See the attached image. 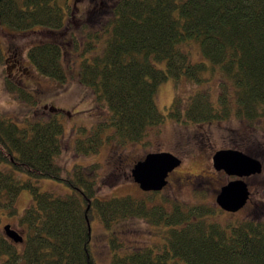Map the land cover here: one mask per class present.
<instances>
[{
	"label": "trees",
	"instance_id": "1",
	"mask_svg": "<svg viewBox=\"0 0 264 264\" xmlns=\"http://www.w3.org/2000/svg\"><path fill=\"white\" fill-rule=\"evenodd\" d=\"M111 13L99 29L107 33L103 48L95 53V45L85 43L83 52L91 54L78 69V81L91 91L95 110L104 107L106 113L89 132L80 128L85 134L75 140L76 154L97 153L105 142L143 143L164 122L154 95L168 78L178 82L184 77L195 89L184 110L175 94L170 118L203 123L234 115L264 129V0H117ZM0 24L11 31L41 27L57 32L64 24L63 11L57 0H1ZM197 43L208 64L190 60L187 50L192 52ZM61 54L56 39L36 42L27 50L36 72L59 84L67 80ZM0 61L6 64L1 55ZM161 61L164 68L155 64ZM6 65L13 66L11 61ZM215 77L219 91L213 97ZM5 88L27 105L35 103L20 80L6 77ZM62 134L63 125L52 115L27 119L22 127L0 116V163L30 178L61 181L73 190L64 196L40 192L30 178L21 181L0 169V208L15 215L23 188L32 198L18 218L22 241L0 231V264H96L87 224L92 218L107 229L136 218L166 239L153 246L125 245L131 250L119 253L123 243L111 234V264H264V221L219 220L217 214L224 211L219 206L175 203L167 210L131 196L100 198L95 189L98 163L71 169L55 163Z\"/></svg>",
	"mask_w": 264,
	"mask_h": 264
},
{
	"label": "rangeland",
	"instance_id": "2",
	"mask_svg": "<svg viewBox=\"0 0 264 264\" xmlns=\"http://www.w3.org/2000/svg\"><path fill=\"white\" fill-rule=\"evenodd\" d=\"M116 1L57 0L63 11L64 22L57 32H49L41 27L24 32L11 31L0 24V55L6 59V64L10 61L13 64L7 67L0 61V116L12 118L20 127L25 125L27 119L55 116L63 125L61 151L55 156V163L66 169H71L75 164L88 166L98 163L95 189L100 198L131 196L146 199L150 206L162 204L167 210L175 203L182 207L204 204L218 208L215 198L220 188L232 180L242 179L249 190L246 203L234 213H218L217 219L264 221V129L260 127L259 122L249 125L234 115L225 120L203 123H189L184 119L176 121L170 118L167 113L175 94L181 98L180 106L184 110L188 96L195 90L185 83L184 77L178 82L174 78H168L157 87L154 100L165 119L151 130L143 143L119 146L105 142L97 153H75V140L85 134L80 128L83 127L86 133L89 132L103 120L106 113L104 107L95 110L91 91L78 81L80 61L84 56L89 57L91 54L83 52V47L91 41L95 45L93 52H99L103 48L107 33L103 30L99 32V29L112 17L111 8ZM47 39H56L62 46L61 63L67 75L63 84L41 76L28 61V48ZM193 48L194 46L190 47L193 53L187 50L190 60L208 64V60L201 54L200 45L197 43V47L194 50ZM155 64L161 68L165 67L164 61ZM8 76L20 80L30 91L35 100L32 106L21 102L6 90L5 78ZM217 81L216 78L210 89L213 97L219 91L215 87ZM52 107L62 111L53 112ZM111 129L112 127L108 129L109 132ZM229 149L259 160L261 172L239 178L227 175L223 169L216 170L213 167V155L219 150ZM151 152H167L181 161L179 166L174 168V172L167 176V184L155 195L142 191L131 176L134 164ZM0 169L12 172L21 181L30 178L26 173L14 171L9 163H0ZM30 180L40 192L48 191L60 196L73 192L68 185L54 179ZM31 203V192L26 188L21 189L15 201V215H9L0 208V231L10 225L23 236L18 218ZM89 224L91 251L96 264H111V234L123 243V246L117 249L119 253H122L123 248L131 250L126 246L137 248L166 241L161 234L154 231V226L136 218L122 221L110 229L105 228L98 218H92ZM21 245L22 243L18 244L19 247Z\"/></svg>",
	"mask_w": 264,
	"mask_h": 264
},
{
	"label": "water",
	"instance_id": "3",
	"mask_svg": "<svg viewBox=\"0 0 264 264\" xmlns=\"http://www.w3.org/2000/svg\"><path fill=\"white\" fill-rule=\"evenodd\" d=\"M1 1V0H0ZM213 167L223 169L229 176L247 177L261 172L259 160L237 150H219L213 155ZM180 159L167 152H151L137 161L131 169V176L145 192H158L167 184L168 174L180 164ZM249 197L247 184L242 179L228 182L220 188L215 201L222 210L234 213L246 203ZM90 229L89 221L87 220ZM5 234L14 242H21L22 236L10 225L4 227Z\"/></svg>",
	"mask_w": 264,
	"mask_h": 264
},
{
	"label": "flooded vegetation",
	"instance_id": "4",
	"mask_svg": "<svg viewBox=\"0 0 264 264\" xmlns=\"http://www.w3.org/2000/svg\"><path fill=\"white\" fill-rule=\"evenodd\" d=\"M174 170H175V169H173V170H172V171H171V172H170L168 175H170L171 173H173V172H174ZM167 181H168V180H167Z\"/></svg>",
	"mask_w": 264,
	"mask_h": 264
}]
</instances>
